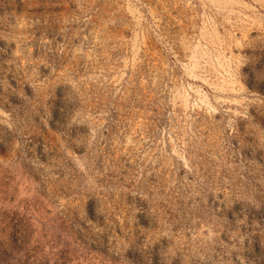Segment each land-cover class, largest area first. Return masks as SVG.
I'll return each instance as SVG.
<instances>
[{
  "label": "rangeland",
  "instance_id": "1",
  "mask_svg": "<svg viewBox=\"0 0 264 264\" xmlns=\"http://www.w3.org/2000/svg\"><path fill=\"white\" fill-rule=\"evenodd\" d=\"M0 264H264V0H0Z\"/></svg>",
  "mask_w": 264,
  "mask_h": 264
}]
</instances>
